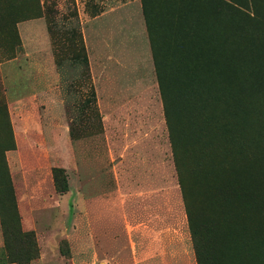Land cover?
<instances>
[{"label": "rangeland", "instance_id": "374dc122", "mask_svg": "<svg viewBox=\"0 0 264 264\" xmlns=\"http://www.w3.org/2000/svg\"><path fill=\"white\" fill-rule=\"evenodd\" d=\"M162 1L151 2L150 35L141 0H0V264H197L153 61L152 40L173 48ZM235 1L247 11L236 8L218 80V47L203 42L212 5L185 22L207 55L192 66L218 138L199 166L183 144V164L200 215L227 233L226 255L209 228L198 232L217 264H236L237 245L264 254V0ZM253 171L256 202L233 182ZM217 178L227 194L211 192ZM153 241L155 255L141 257Z\"/></svg>", "mask_w": 264, "mask_h": 264}, {"label": "trees", "instance_id": "16d2710c", "mask_svg": "<svg viewBox=\"0 0 264 264\" xmlns=\"http://www.w3.org/2000/svg\"><path fill=\"white\" fill-rule=\"evenodd\" d=\"M153 0H141L142 13L145 18L148 32L151 35L152 26L149 25V18L151 16L150 8H154L151 4ZM155 2V0H154ZM153 2V3H154ZM205 2V3H203ZM161 13L167 21V25L171 30L169 34V42L173 45V48L169 49H159L154 45L152 40V51H153V61L157 75V83L160 90V95L163 103V112L165 117V122L168 129L169 142L171 146V151L173 155V161L177 173V181L181 191L182 200L187 216L188 227L190 230L194 253L197 264H217L213 261L208 254H204L205 250H202V242L200 241L198 232L203 231L200 228H209L211 236L214 240L221 239V244H218L219 253H227L230 249L227 240H222L227 236L226 231L223 228V225L216 223L212 225L206 218L200 215L199 204L192 201L190 195L191 185L189 184V178L187 179V174L185 166L183 164L182 152L186 149L183 148V144L187 146L186 152H189L190 155L195 157L196 165L199 166V160L205 159V153L216 147V138L217 134L213 128L214 119L209 112L208 107L206 106V98L203 93L206 90L203 79L201 77V70L196 66H192L193 63L199 64L206 59V54H202L199 51L202 41L199 42L198 35L193 29V26L186 22L187 16L195 13L197 14L202 11V4L212 5L213 11L216 12L212 23L211 35H207L205 40H208L210 37H213L216 43L213 45L218 47V50H215L220 60L223 62L221 64V69L217 73L212 72L211 76L214 80H218L220 75H224L222 71L223 66H226L231 63L232 47L236 44V35L234 23V14L237 13L238 8H242L243 11H247V8L239 6L235 0H163L161 2ZM237 8V9H236ZM259 10V5L255 6V12ZM238 14V13H237ZM240 17H245L244 15H239ZM183 21V22H182ZM242 29L244 26H240ZM245 31V28L243 29ZM198 32V31H197ZM199 33V32H198ZM195 36V37H193ZM191 38H195L192 43ZM178 61V62H176ZM179 63L181 70L174 67V63ZM82 64L84 68L88 67V59L86 56L82 58ZM174 68V69H173ZM171 69H173L171 71ZM223 73H222V72ZM170 73L181 74L186 77V79H191L188 84L186 83L181 87L180 90L172 89V85L165 80L166 76H169ZM206 93V92H205ZM202 95V96H201ZM175 98L180 99V106H176ZM91 99L95 100V92L91 87ZM183 104V105H182ZM182 119L181 121V118ZM238 137L231 139L222 138L223 143L227 144L229 141L234 144ZM62 172L61 169H54V181L55 184H58L57 174ZM233 179V182L237 184V192L243 191L244 188H247V196L250 198V202L258 201L256 198L260 199L263 197V193L260 190H256L253 186L256 181L260 179L258 171H253L248 175L245 172V176H239ZM229 180L220 181L217 178V181L214 183L215 187H211V192H217V194H227L222 190V182L224 185L228 184ZM244 186V187H243ZM65 189H61L64 191ZM250 191V194H249ZM259 196V197H258ZM203 218V219H202ZM216 221V220H215ZM225 231V232H224ZM261 246H255L256 249H261ZM210 250V248L208 247ZM237 250L239 255L230 258L236 261V264H243L251 262L252 264H264V254L259 253L258 250H255L247 245H237ZM242 251V252H241ZM227 255V254H226ZM226 255H221L223 259L222 262L228 260ZM221 262V263H222ZM250 263V264H251ZM248 264V263H247Z\"/></svg>", "mask_w": 264, "mask_h": 264}, {"label": "crops", "instance_id": "0c3cea01", "mask_svg": "<svg viewBox=\"0 0 264 264\" xmlns=\"http://www.w3.org/2000/svg\"><path fill=\"white\" fill-rule=\"evenodd\" d=\"M25 24H26V23H22V24H20V25H18V26H19V27L21 26L22 29H25V28H24V26H26ZM158 244H159V243L154 242V241L148 243V245H147V249L141 254V257L145 256V257L147 258V257L150 256L151 254H152V255H155V252H154V248H153V247L157 246ZM149 260H150V259H148V261H147L148 264H149Z\"/></svg>", "mask_w": 264, "mask_h": 264}]
</instances>
